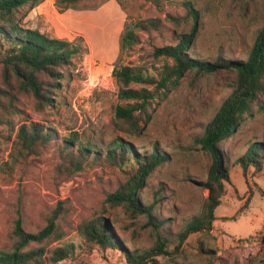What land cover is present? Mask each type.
<instances>
[{"label": "rangeland", "instance_id": "374dc122", "mask_svg": "<svg viewBox=\"0 0 264 264\" xmlns=\"http://www.w3.org/2000/svg\"><path fill=\"white\" fill-rule=\"evenodd\" d=\"M188 1L200 16L197 39L189 54L211 63L218 59L246 60L264 25V0H160L158 7L153 0H88L80 10L64 12H58L56 0H44L29 11H33L32 18L26 25L34 24L53 38L72 41L82 37L88 52L78 59L71 80L62 82L53 95L52 107L36 113L32 100L22 97L20 113L12 119L16 129L36 122L58 136L76 133L80 140L101 149L116 136L140 152H150L157 143L169 161L153 171L139 195L143 204L154 203L155 214L166 220L163 235L172 245L169 256L156 258L159 263L259 264L264 260V164L260 169L249 166L244 171L236 160L251 143L264 144V109L222 144L229 180L223 182L225 195L214 211L212 230L188 235L174 251L177 235L199 214L207 197L201 184L206 181L212 160L200 150L197 140L231 93L236 80L234 71L219 69L201 75L186 72L177 89L154 107L149 122L137 136L118 133L111 124L118 103L113 68L136 65L141 59L152 64V48L174 45L171 30L188 33L193 21L188 19L176 29L165 23L162 32L140 33L138 45L129 52H120L125 24L167 15L183 17L184 3ZM8 136L5 133L0 137V163L7 161L11 150L14 135ZM53 151L50 147L39 160L19 165L11 175L0 173V250L11 247L18 214L23 229L37 233L58 204L62 209L57 222L64 237L49 248L72 242L79 245L78 225L98 215L107 221L123 249L143 252L153 246L154 239L143 228V217L129 219L121 208L101 212L106 195L125 181L122 171L100 165L84 175L64 179L55 171L58 160ZM76 253L75 260L57 264H127L115 249L93 246Z\"/></svg>", "mask_w": 264, "mask_h": 264}, {"label": "trees", "instance_id": "16d2710c", "mask_svg": "<svg viewBox=\"0 0 264 264\" xmlns=\"http://www.w3.org/2000/svg\"><path fill=\"white\" fill-rule=\"evenodd\" d=\"M88 0H56L58 12L80 10ZM160 0L153 2L160 6ZM170 1V0H165ZM44 0H0V137L5 133L13 140L7 161L0 163V173L11 175L19 165H32L50 147L56 153L55 171L66 179L84 175L89 170L104 165L125 174V181L106 195L101 212L121 208L129 219L144 218L143 228L154 239L146 251H127L113 235L102 215L83 220L78 225L80 244L66 243L49 248L64 237L59 223L61 204L46 219V225L37 233H28L22 227L18 214L12 232L13 242L8 250H0V264H57L75 260L76 251L93 246L101 250L115 249L123 254L127 264H160L157 257L169 256L172 242L163 235L166 220L155 214V205L143 204L139 193L146 187L153 171L169 161L155 143L150 152H140L122 137H114L103 149L76 134L58 136L43 124L30 122L17 127L12 119L20 113V99L32 100L33 110L41 113L53 106V95L62 82L70 81L78 59L88 49L82 37L69 41L53 38L38 29L27 27L25 20L30 10ZM183 17L167 15L165 18L138 19L125 24L119 40L120 52H129L140 43V33L162 32L165 23L179 28L192 19L188 33L171 30L174 45L152 48L153 63L141 59L139 64L115 66L111 76L117 86L118 103L111 124L118 133L137 136L143 130L154 107L175 91L188 71L213 74L219 69L232 70L236 80L231 93L223 100L212 119L205 125L197 144L210 156L206 181L201 184L207 197L198 215L193 216L184 230L177 235L176 251L188 235L212 230L214 211L225 195L223 182L229 180L223 142L233 136L243 123L264 109V25L258 30L246 60L215 62L199 60L189 54L197 39L200 16L192 2L184 3ZM158 64V66H156ZM246 171L249 166L260 169L264 164V144L253 142L236 160ZM157 195V194H156ZM264 239V234L262 236ZM251 239H246L250 242ZM78 253V254H80ZM259 264H264L260 260Z\"/></svg>", "mask_w": 264, "mask_h": 264}, {"label": "crops", "instance_id": "0c3cea01", "mask_svg": "<svg viewBox=\"0 0 264 264\" xmlns=\"http://www.w3.org/2000/svg\"><path fill=\"white\" fill-rule=\"evenodd\" d=\"M40 8V7H38ZM32 13L33 11H31V13H29L28 17L25 20V23H28L30 21V19L32 18ZM27 27L31 28V29H38L37 27L34 26V24H27ZM40 32L45 33L42 29H38Z\"/></svg>", "mask_w": 264, "mask_h": 264}]
</instances>
